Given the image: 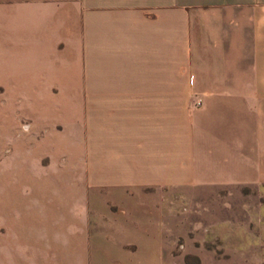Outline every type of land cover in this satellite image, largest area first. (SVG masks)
Returning <instances> with one entry per match:
<instances>
[{"label": "crops", "instance_id": "1", "mask_svg": "<svg viewBox=\"0 0 264 264\" xmlns=\"http://www.w3.org/2000/svg\"><path fill=\"white\" fill-rule=\"evenodd\" d=\"M0 128L10 208L29 186L41 241L79 249L0 264L263 263L264 209L193 202L264 192V0H0Z\"/></svg>", "mask_w": 264, "mask_h": 264}, {"label": "rangeland", "instance_id": "2", "mask_svg": "<svg viewBox=\"0 0 264 264\" xmlns=\"http://www.w3.org/2000/svg\"><path fill=\"white\" fill-rule=\"evenodd\" d=\"M14 140V138H12ZM4 137L2 136V131L0 128V164L4 163L6 159V155L9 154L7 151L4 152L2 150L3 145H4ZM29 186H19V200H18V208L15 210L14 206L12 209H14V213H17L16 219L18 220V230H19V241L20 243L19 246L16 245L14 236L13 234H9L6 236V230L3 225L4 217L2 215V211L4 210H12L10 208V204L14 202L12 201V198H10L5 190L3 185L0 184V258H10V257H23V258H31V257H49V256H54L56 258H62L64 255L66 256H78L79 255V249L74 245L72 248L67 250L65 254L63 253L62 249V240H61V234H59V230H55V238H54V244L55 247L53 249H49L46 246V242L41 241V237L44 238L46 237V217H39V216H34L31 217L29 216L30 214V209H32V205H36V202L33 203L32 197H31V191ZM53 192L50 191L49 198L50 200L54 201V210L59 212L55 216V218H52L54 220V223L56 224V228L61 227L62 223V216L61 212L63 208L62 205L64 204L63 198H62V186H53ZM55 189V190H54ZM204 193H216L215 196L212 195V197H209L208 200L205 199H200L197 202H193V205L196 203L197 208L199 209V214L201 215L202 210H222L223 206L229 207L232 211V219L234 220H239L241 217L239 215L241 214L242 210L245 209H264V195H263V190L261 188L257 187H241L237 188L235 190H223V189H218V190H199ZM230 195H229V194ZM260 194V196H259ZM230 196L229 199L227 196ZM224 196L227 197V199L224 200ZM192 202L189 201H184V209L190 207ZM36 207V206H35ZM37 208V207H36ZM42 208H46V200L41 201L40 204H38L37 209L33 210H38L41 213ZM217 218V217H216ZM200 219H206L205 217L200 216ZM254 219V217H253ZM264 223V222H263ZM256 226V225H255ZM257 229V232L254 233L258 238L261 240V249H256V250H247V254L249 257H254L257 256L259 258H263V263L264 264V224L259 227H255ZM51 227V226H50ZM40 236V240L38 242V245L34 243L31 239V235L34 234ZM52 232H50L51 234ZM37 236V237H38ZM60 236V237H59ZM51 241V240H50ZM182 240L178 241V248L182 250ZM198 242V241H197ZM204 242V241H203ZM200 243V242H199ZM37 245V246H36ZM204 245L206 247H214V250L218 255H221L222 250L217 249V245L215 243H209V242H204ZM210 249V248H209ZM196 257L192 255H187V259L190 262H194V259Z\"/></svg>", "mask_w": 264, "mask_h": 264}, {"label": "built area", "instance_id": "3", "mask_svg": "<svg viewBox=\"0 0 264 264\" xmlns=\"http://www.w3.org/2000/svg\"><path fill=\"white\" fill-rule=\"evenodd\" d=\"M197 106L201 105V100L199 99L196 103Z\"/></svg>", "mask_w": 264, "mask_h": 264}]
</instances>
